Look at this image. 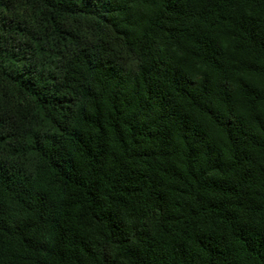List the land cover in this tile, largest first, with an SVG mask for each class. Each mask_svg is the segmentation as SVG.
<instances>
[{"label": "trees", "instance_id": "16d2710c", "mask_svg": "<svg viewBox=\"0 0 264 264\" xmlns=\"http://www.w3.org/2000/svg\"><path fill=\"white\" fill-rule=\"evenodd\" d=\"M0 264H264V0H0Z\"/></svg>", "mask_w": 264, "mask_h": 264}]
</instances>
